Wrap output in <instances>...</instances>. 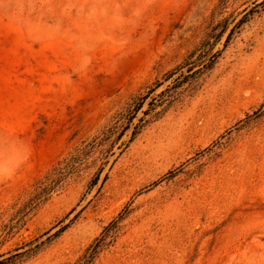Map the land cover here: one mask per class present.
<instances>
[{"label":"rangeland","instance_id":"obj_1","mask_svg":"<svg viewBox=\"0 0 264 264\" xmlns=\"http://www.w3.org/2000/svg\"><path fill=\"white\" fill-rule=\"evenodd\" d=\"M98 240L90 264H264V0H0V261L78 264Z\"/></svg>","mask_w":264,"mask_h":264},{"label":"trees","instance_id":"obj_2","mask_svg":"<svg viewBox=\"0 0 264 264\" xmlns=\"http://www.w3.org/2000/svg\"><path fill=\"white\" fill-rule=\"evenodd\" d=\"M253 12H254L253 8L247 10L246 12H244V14L242 15L241 18H239L236 22H234L233 27L229 30V32L226 36L224 46H226V44L228 43L230 36L233 33V31L236 28H238L242 23H244L247 20L248 16L251 15ZM224 29H225V26L223 27V30ZM219 36H221L220 33L215 35V36H213V34L208 35V37H207L208 39L205 40L204 42H202V44H201L200 48H202V51H206V50L209 51L211 49L213 44H212V42H210L209 38H214V40H216V39H218ZM218 55H219V52L217 51V52L213 53L209 58H206L202 62V64L200 65L201 66L200 69L204 70V69L212 68L213 64L215 63L216 58L218 57ZM199 72H201V71H199ZM152 90L153 89H150L145 95L138 96L133 101L132 105H130V107H128V109L126 111L127 115L124 116V119H126L127 122H131V120L135 117V115L138 113V111L141 110L143 103L146 100L147 95ZM148 105H149V108L143 111L144 115H147L150 111H152L157 106L156 104H152L150 102L148 103ZM142 122H143V117L138 119L137 127H135L133 129V131L131 133L130 140H132L134 138V136L137 134L139 128L142 126ZM119 123H120V117L114 123L113 126L108 128L106 131L102 132V136L101 135L94 136L90 140L82 142V144L79 147H76V149L70 155V157L68 159H66V161L62 167H55L52 170V173H48V174H54L53 177H50V175L45 177V180L40 183V185L38 186V190L32 196L30 201L24 205L23 209L30 210V209L34 208L35 206H37L39 203L45 201L48 198L49 194L56 188V186H58V184L63 180V178L67 174H70L73 171H75L78 168V166L83 162V160L89 154H91L98 147L103 146L106 141L111 139V137L114 136L111 144H114V142L119 141L120 140V130H119L120 125H118ZM102 153H103L104 159H105L103 164L108 162V160H106V159L109 155L111 156L114 154V152H112V149L110 147L105 149V151H103ZM96 179H97V177L94 178V180H96ZM113 224H115V222L112 223V225ZM112 225H110V226H112ZM62 228H64V227H62ZM62 228L57 230L53 234V236H56L59 232H61ZM108 228L109 227H107L105 229V231L108 230ZM100 244H101V241L98 240L93 245H90L86 249L84 255L81 257L78 264H90L92 262L94 256H95V254L97 253V250H98ZM7 260L8 259L1 260L0 264H4Z\"/></svg>","mask_w":264,"mask_h":264}]
</instances>
